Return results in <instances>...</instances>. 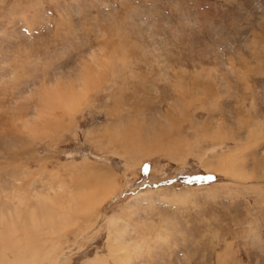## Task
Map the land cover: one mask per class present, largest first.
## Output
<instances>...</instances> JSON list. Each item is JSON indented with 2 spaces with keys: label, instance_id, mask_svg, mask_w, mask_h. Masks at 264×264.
<instances>
[{
  "label": "rangeland",
  "instance_id": "rangeland-1",
  "mask_svg": "<svg viewBox=\"0 0 264 264\" xmlns=\"http://www.w3.org/2000/svg\"><path fill=\"white\" fill-rule=\"evenodd\" d=\"M0 219V264H264V0H0Z\"/></svg>",
  "mask_w": 264,
  "mask_h": 264
},
{
  "label": "bare ground",
  "instance_id": "bare-ground-1",
  "mask_svg": "<svg viewBox=\"0 0 264 264\" xmlns=\"http://www.w3.org/2000/svg\"><path fill=\"white\" fill-rule=\"evenodd\" d=\"M49 199V198H48ZM12 200V199H11ZM14 203V202H13ZM12 205V204H11ZM14 205V204H13ZM60 205V204H59ZM63 205H60L59 207H61V212L60 213H58L57 215H54L53 216V213H52V218H51V220H58L59 221V219H64L65 217H67L68 215H67V213H64L63 212V207H62ZM68 210V209H67ZM59 211V210H58ZM36 215V214H35ZM21 216V215H20ZM20 218V217H19ZM18 218V219H19ZM22 218H24V217H22ZM34 218H36V217H34ZM15 219H17V218H15ZM22 221H24L23 219H22ZM15 222H17V220H15ZM5 223H6V220L5 219H0V228H2V231H0V236L2 237V236H4V237H8V236H10V234H7V235H4L3 234V232L4 231H8V230H10V231H12L11 233L12 234H15L16 232H15V227L13 226L14 224H12L10 227H8L7 225H5ZM23 224V223H22ZM28 224V226H29V224H32L31 225V227H29L28 228V226H27V228L28 229H31L32 231H30V232H32L33 233V231H34V229L33 228H36V226L37 225H39V223H38V221H37V219H35V220H33L32 222L31 221H29V223H27ZM16 225V224H15ZM41 225V224H40ZM54 225V224H53ZM23 226V225H22ZM26 228V229H27ZM51 229H54V228H51ZM17 230V229H16ZM1 232H2V234H1ZM15 232V233H14ZM24 232H25V230H24ZM29 232V231H28ZM28 232H26V233H28ZM28 234H30V233H28ZM26 235V234H25ZM12 238V237H11ZM8 241V240H7ZM9 242V241H8ZM14 243V242H13ZM18 244V243H17Z\"/></svg>",
  "mask_w": 264,
  "mask_h": 264
}]
</instances>
